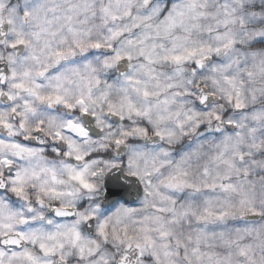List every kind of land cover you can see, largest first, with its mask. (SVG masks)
I'll return each instance as SVG.
<instances>
[{
    "label": "snow or ice",
    "instance_id": "1",
    "mask_svg": "<svg viewBox=\"0 0 264 264\" xmlns=\"http://www.w3.org/2000/svg\"><path fill=\"white\" fill-rule=\"evenodd\" d=\"M0 264H264V0H0Z\"/></svg>",
    "mask_w": 264,
    "mask_h": 264
}]
</instances>
